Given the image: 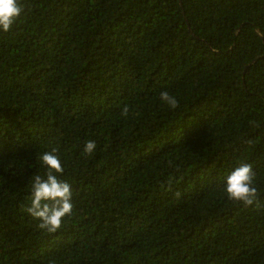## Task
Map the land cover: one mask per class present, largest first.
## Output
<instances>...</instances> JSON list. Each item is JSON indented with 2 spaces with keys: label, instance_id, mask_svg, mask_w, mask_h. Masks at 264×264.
Listing matches in <instances>:
<instances>
[{
  "label": "trees",
  "instance_id": "trees-1",
  "mask_svg": "<svg viewBox=\"0 0 264 264\" xmlns=\"http://www.w3.org/2000/svg\"><path fill=\"white\" fill-rule=\"evenodd\" d=\"M19 3L0 31V264H264V0ZM52 148L73 213L50 234L24 209ZM242 163L249 207L224 192Z\"/></svg>",
  "mask_w": 264,
  "mask_h": 264
},
{
  "label": "clouds",
  "instance_id": "clouds-1",
  "mask_svg": "<svg viewBox=\"0 0 264 264\" xmlns=\"http://www.w3.org/2000/svg\"><path fill=\"white\" fill-rule=\"evenodd\" d=\"M22 11L23 6L19 0H0V31L8 32ZM160 100L171 109L179 106L177 98L167 91L160 93ZM121 114H128L127 106L122 109ZM96 147V142L89 140L83 151L91 155ZM57 152V148H52L40 155L39 159L46 166V172L43 176L37 174L31 178L30 206L24 209L39 221V229L50 234L61 229L64 218L71 217L73 213L72 187L66 180L59 178L64 173V167ZM224 192L228 200L245 207L257 204L260 193L255 185L252 164L242 163L235 167L226 177Z\"/></svg>",
  "mask_w": 264,
  "mask_h": 264
}]
</instances>
